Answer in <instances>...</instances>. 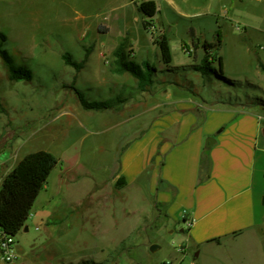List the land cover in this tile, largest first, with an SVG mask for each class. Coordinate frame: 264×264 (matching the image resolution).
<instances>
[{"label": "rangeland", "instance_id": "obj_1", "mask_svg": "<svg viewBox=\"0 0 264 264\" xmlns=\"http://www.w3.org/2000/svg\"><path fill=\"white\" fill-rule=\"evenodd\" d=\"M143 1L0 0L2 49L32 74L29 82L11 81L0 58V163L38 150L60 159L26 219L27 231L15 236L13 264H178L187 243L184 228L170 223L160 202L158 163L118 186L123 148L136 137L143 144L163 138L157 119L175 118L178 108H251L264 117L258 68L264 64V0H152L157 13L151 21L138 11ZM217 32L214 53L222 69L213 61V72L202 76L194 70L201 44L215 43ZM161 37L170 64L155 44ZM124 38L127 60L155 69L148 91L130 75L110 72ZM86 51L79 71L61 59L67 53L81 62ZM77 94L111 107L86 110ZM9 169L0 166V181ZM245 252L243 264H255L253 246ZM192 255L187 250L182 264H192Z\"/></svg>", "mask_w": 264, "mask_h": 264}, {"label": "crops", "instance_id": "obj_2", "mask_svg": "<svg viewBox=\"0 0 264 264\" xmlns=\"http://www.w3.org/2000/svg\"><path fill=\"white\" fill-rule=\"evenodd\" d=\"M202 108H178L171 112L175 118L169 113L157 119L163 138L128 143L117 174L129 184L158 163L160 202L170 223L184 228L187 243L178 264L187 250L192 264H243L245 247L252 246L255 264H264V117L251 108ZM208 138L214 139L209 148ZM19 160L0 163L10 164L4 177Z\"/></svg>", "mask_w": 264, "mask_h": 264}, {"label": "trees", "instance_id": "obj_3", "mask_svg": "<svg viewBox=\"0 0 264 264\" xmlns=\"http://www.w3.org/2000/svg\"><path fill=\"white\" fill-rule=\"evenodd\" d=\"M138 11L144 18L151 21L157 13L156 4L152 0L143 1L138 5ZM147 25V23H144L145 29ZM191 33H193L192 30ZM6 39L7 37L0 32V58L7 68L9 79L14 82H29L32 79L31 71L24 66L16 65L7 51L2 49V45L6 42ZM220 39L221 35L217 32L215 43L203 42L201 44L202 58L200 63L194 66V70L202 76L213 72V69L210 68V63L213 61L217 62L220 69H222V57L216 52L214 53V50H217L220 46ZM126 43L127 40L124 38L113 52V62L110 66V72L117 76L128 74L137 81V88L140 91H148L153 85L155 69L146 62L136 64L133 61L127 60ZM155 44L158 46L164 63L170 64L172 56L167 39L161 37ZM197 45L198 41L193 42V49H197ZM87 56L88 51H86L83 61L76 62L70 54L66 53L61 56V59L65 65L79 71L84 66ZM258 68L264 74V64L258 62ZM77 97L82 107L86 110L102 111L111 107L107 102L86 103L82 100L80 94H77ZM57 165L58 159L53 154L39 150L23 156L3 178L0 184V228L6 234L15 237L25 227L26 219L38 195L45 188L50 174ZM124 184L125 179L123 177L117 180L118 186Z\"/></svg>", "mask_w": 264, "mask_h": 264}, {"label": "built area", "instance_id": "obj_4", "mask_svg": "<svg viewBox=\"0 0 264 264\" xmlns=\"http://www.w3.org/2000/svg\"><path fill=\"white\" fill-rule=\"evenodd\" d=\"M18 257L15 237L6 234L0 228V263L13 264Z\"/></svg>", "mask_w": 264, "mask_h": 264}, {"label": "water", "instance_id": "obj_5", "mask_svg": "<svg viewBox=\"0 0 264 264\" xmlns=\"http://www.w3.org/2000/svg\"><path fill=\"white\" fill-rule=\"evenodd\" d=\"M214 144V139L213 138H208L206 141H205V146L207 148L211 147L212 145ZM26 230V228H25ZM157 249V246L153 245L150 247V250L151 251H155Z\"/></svg>", "mask_w": 264, "mask_h": 264}]
</instances>
